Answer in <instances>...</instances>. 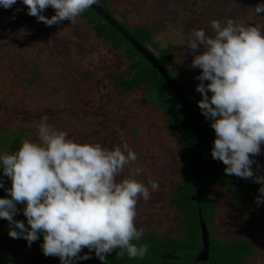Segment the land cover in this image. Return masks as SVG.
Masks as SVG:
<instances>
[{
	"label": "trees",
	"instance_id": "16d2710c",
	"mask_svg": "<svg viewBox=\"0 0 264 264\" xmlns=\"http://www.w3.org/2000/svg\"><path fill=\"white\" fill-rule=\"evenodd\" d=\"M121 1L115 4L112 0H98L97 4L154 55L176 82L205 136L201 182L208 240L205 258L184 259L202 250L195 189L197 138L193 126L159 70L91 7L76 23L64 20L46 26L28 15L22 0H17L8 9L0 6V46L7 51V55L0 58V155L18 151L24 140L38 143L37 124L46 115L47 123L55 130L66 132L74 142L99 143L110 149L127 143L138 157L130 163L132 166L146 160L158 163L165 156L170 160L171 168L166 172L159 170L153 174L150 171L140 179L151 193L147 201L139 198L135 219L136 227L145 230L139 243L148 245L147 255L143 259L129 258L126 253L119 257L116 256L117 249L106 254V261H101L94 250L90 252L83 248L79 256L88 254L91 258H77L72 264H251V259L257 258V242L248 236L221 237L216 226L225 196L232 200L237 215L239 218L244 216L247 224L249 219H259L263 202L257 204L256 198L261 195L258 189L264 185L252 178L227 175L223 162L212 158L216 138L212 121L201 113L198 100L192 98L194 85L173 75L183 54L182 47L173 42L159 45L155 37L160 27L155 20L160 17L174 24L175 19H181L185 23V33L189 35L206 24L211 26L214 19L211 13L216 3L225 8L236 4L238 8L233 11L237 16H244L243 23L261 28L264 27V12L256 13L255 6L264 4V0H193L194 15L189 17L177 12H162L163 0ZM124 5L130 10L143 8L145 14H137L138 23L130 25L122 16L117 18ZM41 15L51 18L55 11L48 7ZM146 17L154 22L150 23ZM57 44L59 47L55 48ZM60 48L66 52V57L62 56L64 68L75 66L83 71V76L65 82L60 88L48 83L50 91L43 96L40 85L44 74L37 66V55L41 50L51 52ZM143 106L147 108L144 115L137 112ZM251 168L255 175L264 176V156ZM125 169L117 177L118 182L123 179ZM149 180L159 183L158 191H152ZM0 182L3 183L0 198H11L6 191L11 187V180L4 176L2 166ZM212 189L220 198L210 194ZM24 207V204H17L19 211L14 219L23 221L30 228L23 215ZM258 219H255L258 221L255 228L263 234V222L259 223L261 220ZM250 225L253 224L250 222ZM9 228V222L0 218V264H61L59 257L43 254L42 233L29 247L25 239L11 238Z\"/></svg>",
	"mask_w": 264,
	"mask_h": 264
},
{
	"label": "clouds",
	"instance_id": "9594fccd",
	"mask_svg": "<svg viewBox=\"0 0 264 264\" xmlns=\"http://www.w3.org/2000/svg\"><path fill=\"white\" fill-rule=\"evenodd\" d=\"M16 2L0 0V6L8 9ZM22 3L28 15L52 26L64 20L76 23L98 0ZM48 7L55 11L51 18L41 15ZM255 11L264 12V4L256 5ZM211 28L214 36L194 29L186 39L191 52L200 53L194 55L191 67L202 70L196 77L200 81L196 91L203 97L198 101L201 113L212 121L216 136L212 158L223 162L227 175L252 178L264 185V176L255 175L251 168L255 163L251 157L261 155L264 144V31L231 18L213 20ZM173 34L183 44L182 32ZM47 121L45 115L37 124L38 143L24 140L18 151L0 155L3 174L11 180L6 189L11 198H0V218L10 224L8 235L25 239L30 247L42 233L43 254L59 257L61 264L90 259L88 254L79 256L83 248L94 250L101 261L117 249L116 256L126 253L129 258L143 259L149 248L139 243L145 230L135 225L136 207L140 197L147 201L151 193L133 178L143 171L140 167L117 181L124 169L137 161V154L127 143L110 149L99 143L74 142ZM148 183L152 191L159 190L157 181ZM258 191L257 204L264 202V186ZM17 204L25 205L23 215L30 228L14 219Z\"/></svg>",
	"mask_w": 264,
	"mask_h": 264
},
{
	"label": "rangeland",
	"instance_id": "374dc122",
	"mask_svg": "<svg viewBox=\"0 0 264 264\" xmlns=\"http://www.w3.org/2000/svg\"><path fill=\"white\" fill-rule=\"evenodd\" d=\"M113 3L119 4L120 2L122 3L121 0H112ZM193 0H163L161 3L162 7V12L164 13H181L183 16L185 15L186 17L193 16ZM130 10L129 7H126L125 5L122 6V11L119 13L117 18H120L121 16L126 19L127 23L131 24H136L138 23L139 16H136L137 14H145V12L142 10L143 8L140 7H135L130 10L128 13L126 10ZM238 6L235 4H230L227 5L226 8L223 7L220 3H216L215 6H213V11L211 13V17H214L213 20H220L221 22L226 21L227 19L231 18L236 20L237 22H242L244 16L240 17L235 15L236 12L233 11V9H237ZM188 12V13H186ZM144 17V15H142ZM184 16V17H185ZM147 21L154 22L153 20H149V17L145 18ZM157 22V25H159L160 29L156 30V41L158 42L159 45L164 46L167 43H179L182 47L183 54L180 56L179 61L174 67V72L173 75L175 77H182L187 80H189L195 87V92L192 95V98H195L196 100L200 101L203 97L201 93L196 91V86L200 83L199 80L196 79L198 77L202 70L199 68H192L191 67V62L194 58L195 54H200L199 51L196 53H192L191 50L187 47V39L186 37L188 36L185 33V23L181 19H175V23L173 24L172 21L169 19H162L158 17V20H155ZM264 22H262L263 25ZM163 27V28H161ZM177 27V28H176ZM202 29L206 32L207 35L209 36H214V30L206 24L205 26L202 27ZM177 30H180L182 32V35L185 36V40L182 44L181 40L176 37L173 33ZM261 30L264 31V27H261ZM59 44L55 48H58ZM200 47H203L202 45ZM66 52L62 50V48L57 49V50H52L49 52L48 50H41L37 57V66L42 68L43 76H44V81L41 82V93L44 96L46 93L50 91V87L48 86V83H52V85L60 88L62 87L65 82L67 81H73L77 77H82L83 76V71L80 69H77L75 66H71L69 68H64V65H62V61L64 60L62 56L66 57ZM7 51L3 50L0 46V58L1 56H6ZM65 62V61H64ZM65 64V63H64ZM75 73V74H74ZM205 84L208 83V81H204ZM208 96L211 97V92H208ZM137 109L138 113H143L144 115V110L147 108L145 106ZM142 111V112H141ZM261 151L262 154L258 156L251 157L255 163L259 161V158L264 156V146H261ZM167 157L165 156L162 160H160L158 163L150 162L148 160L144 161L143 163H135L134 166L129 165L126 167L125 172L123 173V179L128 178L129 176L132 175V172L130 171L131 169H135L136 167L142 168V172L139 174H135L133 178L139 179L137 181L140 182V179L144 177V175L151 173H158L159 170H162V172H166V170H169L171 168V162L170 160L166 159ZM146 162V163H145ZM154 167L152 168V166ZM151 175V174H150ZM152 176V175H151ZM137 177V178H136ZM154 177V175H153ZM152 179V177L150 178ZM210 194H214L217 198L219 197V194L216 190H209ZM227 197V198H226ZM222 201V200H221ZM234 203L232 200L228 197L225 196L223 201H222V212H221V218L219 220V224L216 226L217 227V232L219 236L221 237H236V236H248L249 238H253L257 242L258 245V251L256 253L257 258L253 257L251 259V264L252 262L254 264H264V233L260 234L258 229L255 228V226L258 227V221L255 219H258L255 217V219L251 218L252 220L249 219V223L247 224V221L245 222L244 216L237 215V209L233 207ZM260 217L258 220L259 223H262L261 228L264 229V202L262 203L261 206V211H260ZM243 220V221H242ZM250 222L253 225H250ZM253 227V228H252ZM253 235H256L255 237ZM255 258V261H254Z\"/></svg>",
	"mask_w": 264,
	"mask_h": 264
},
{
	"label": "water",
	"instance_id": "95a60500",
	"mask_svg": "<svg viewBox=\"0 0 264 264\" xmlns=\"http://www.w3.org/2000/svg\"><path fill=\"white\" fill-rule=\"evenodd\" d=\"M94 11H96L102 18H104L107 23H109L114 29H116L131 45H133L144 57H146L154 67H156L161 75L164 77L166 82L169 84L170 88L180 101L183 109L186 112V115L191 122L196 138H197V162H196V198H197V205H198V211H199V219H200V226L202 231V250L199 254L194 256H189L184 259L186 260H195V259H204L207 253V229L204 224L203 220V204H202V151H203V143L205 140V136L202 134L197 121L195 117L193 116L191 110L189 109L187 102L185 100V97L180 93L179 89L177 88L176 82L171 78L170 75L166 73V71L163 69V67L159 64L157 59L154 57V55L141 43H139L134 37H132L128 31H126L123 27H121L117 21L108 14L105 10H103L98 4H94L91 7ZM154 255H158L165 258H176L175 256L168 255V254H157L152 253Z\"/></svg>",
	"mask_w": 264,
	"mask_h": 264
}]
</instances>
